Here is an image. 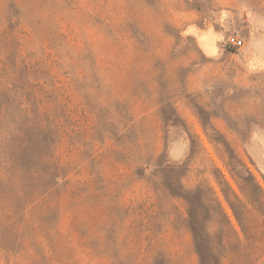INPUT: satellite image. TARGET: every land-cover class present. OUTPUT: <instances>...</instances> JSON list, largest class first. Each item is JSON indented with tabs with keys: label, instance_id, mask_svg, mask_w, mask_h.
Returning a JSON list of instances; mask_svg holds the SVG:
<instances>
[{
	"label": "rangeland",
	"instance_id": "374dc122",
	"mask_svg": "<svg viewBox=\"0 0 264 264\" xmlns=\"http://www.w3.org/2000/svg\"><path fill=\"white\" fill-rule=\"evenodd\" d=\"M215 260L264 264V0H0V264Z\"/></svg>",
	"mask_w": 264,
	"mask_h": 264
},
{
	"label": "trees",
	"instance_id": "16d2710c",
	"mask_svg": "<svg viewBox=\"0 0 264 264\" xmlns=\"http://www.w3.org/2000/svg\"><path fill=\"white\" fill-rule=\"evenodd\" d=\"M215 200H216L217 205L222 209V211H223V216H224V218H225L227 224L230 225V227L235 231V229H234V227H233V225H232V223H231V221H230L228 215H227L226 212L224 211V209H223V207H222V204H221V202H220V200L218 199L217 196H215ZM238 220H239V219H238ZM215 264H220V262H219L218 260H215Z\"/></svg>",
	"mask_w": 264,
	"mask_h": 264
},
{
	"label": "built area",
	"instance_id": "2783aa9c",
	"mask_svg": "<svg viewBox=\"0 0 264 264\" xmlns=\"http://www.w3.org/2000/svg\"><path fill=\"white\" fill-rule=\"evenodd\" d=\"M233 42L234 44H237V45H241L242 44V40L236 36H234L233 38Z\"/></svg>",
	"mask_w": 264,
	"mask_h": 264
}]
</instances>
